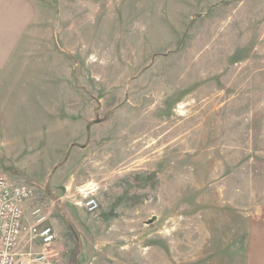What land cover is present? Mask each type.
I'll return each mask as SVG.
<instances>
[{"label": "rangeland", "instance_id": "374dc122", "mask_svg": "<svg viewBox=\"0 0 264 264\" xmlns=\"http://www.w3.org/2000/svg\"><path fill=\"white\" fill-rule=\"evenodd\" d=\"M177 2L165 1L157 22L93 23V43L108 45L103 103L87 139L60 164L49 145L0 138L2 157L21 170L10 177L33 188L28 223L33 207H43L56 236L40 263L44 247L24 235L18 254L26 264L264 259V0H219L188 25L189 5ZM170 20L163 41L159 26ZM129 44L139 58L122 54ZM91 196L100 204L94 213L81 206Z\"/></svg>", "mask_w": 264, "mask_h": 264}, {"label": "crops", "instance_id": "0c3cea01", "mask_svg": "<svg viewBox=\"0 0 264 264\" xmlns=\"http://www.w3.org/2000/svg\"><path fill=\"white\" fill-rule=\"evenodd\" d=\"M165 1L171 0H119L116 5L109 0H52L45 7L39 0H0V138L12 143L29 138L37 146L49 145L59 153L53 166L60 164L72 145L87 139L85 129L98 113L96 103H103L104 75L99 72L107 64L101 57H106L108 45L93 43L91 26L97 21L107 25L114 18L129 25L131 18L140 16L148 24L157 22ZM218 1L177 3L180 9L189 5V13L183 15L188 25L193 16H206L216 9ZM169 22L159 26L163 41L172 37ZM133 28L126 29L128 34ZM121 48L122 54L139 58L137 45ZM92 56L99 62L92 65ZM121 85L122 80L116 87ZM107 87L105 79V91ZM2 156L0 153V176H17L13 171L21 170ZM263 263L260 256L258 264Z\"/></svg>", "mask_w": 264, "mask_h": 264}, {"label": "built area", "instance_id": "2783aa9c", "mask_svg": "<svg viewBox=\"0 0 264 264\" xmlns=\"http://www.w3.org/2000/svg\"><path fill=\"white\" fill-rule=\"evenodd\" d=\"M33 188L16 177L0 176V264H26L24 256L18 254V246L24 235L38 239L44 252L36 258L42 263L56 236L47 223L48 214L40 206L31 212L32 224L25 217L24 204L30 199ZM81 206L88 213L99 210L100 204L93 196L86 198Z\"/></svg>", "mask_w": 264, "mask_h": 264}, {"label": "trees", "instance_id": "16d2710c", "mask_svg": "<svg viewBox=\"0 0 264 264\" xmlns=\"http://www.w3.org/2000/svg\"><path fill=\"white\" fill-rule=\"evenodd\" d=\"M89 128V127H88ZM87 128V132H88V134H89V129ZM68 227H70V225L68 226ZM70 229L73 231V229H72V227H70Z\"/></svg>", "mask_w": 264, "mask_h": 264}]
</instances>
